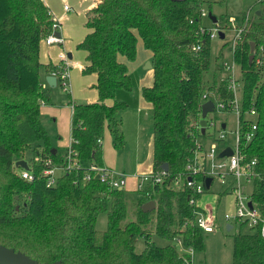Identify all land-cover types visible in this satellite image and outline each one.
I'll return each mask as SVG.
<instances>
[{
  "label": "trees",
  "instance_id": "obj_1",
  "mask_svg": "<svg viewBox=\"0 0 264 264\" xmlns=\"http://www.w3.org/2000/svg\"><path fill=\"white\" fill-rule=\"evenodd\" d=\"M213 1L98 0L87 13L90 33L78 50L87 55L83 75L97 76L99 100L71 103V147L83 168L47 188L44 177L34 182L22 179L16 164L26 162V157L33 161L40 151L60 163L67 153L52 145L41 116L43 105L50 102L42 72H60L59 65L45 66L40 60L41 44L56 19L44 0H0L1 246L41 264H193L177 245L157 246L154 236L181 240L194 254L205 252L204 233L190 204L194 193L185 183L176 186V179L186 171L195 138L204 137L202 129H195L203 119V96L225 103L233 98L223 65L219 59L214 64L209 32L202 33L204 5ZM246 16L245 30L230 50L241 69L243 110L254 108L258 114L255 138L245 152L248 160H258L264 176V19L256 15L246 21ZM139 38L153 54L154 83L143 89V97L153 106L154 172L167 164L169 176L163 185L146 189L149 197L134 192L135 199H130L126 189L112 190L98 179L86 182L84 177L88 165H104L99 141L106 128L114 147H124L120 115L128 104L119 95L131 93L133 82L120 58L137 59ZM255 195L264 214V178L256 183ZM150 201L156 208L145 212ZM105 212L108 229L97 230V220ZM249 231L233 237V264H264V238ZM140 239L146 241L142 252L137 251Z\"/></svg>",
  "mask_w": 264,
  "mask_h": 264
},
{
  "label": "built area",
  "instance_id": "obj_2",
  "mask_svg": "<svg viewBox=\"0 0 264 264\" xmlns=\"http://www.w3.org/2000/svg\"><path fill=\"white\" fill-rule=\"evenodd\" d=\"M259 3L264 4V0H258ZM66 12L71 11L69 5L64 6ZM202 17L208 19V14L205 10L202 11ZM251 14L248 13L246 21H249ZM206 26V25H205ZM61 26L56 20L53 25L52 33L44 39L43 43L46 45H63V39L60 35ZM237 34L233 40V45L241 38L245 25L236 29ZM209 32L210 39L213 41L221 37L220 30L202 28V33ZM57 34L60 36L58 37ZM195 52L200 50V47H194ZM233 63L225 62L223 64L224 72L227 73L226 78L229 80V90L233 93V98L225 102H214L215 109L213 113L216 114L217 119L208 120V126L203 138H195L196 145L192 151L186 166V171L180 174L176 179V186L186 184L188 188L193 191V196L190 197V204L196 208V225L203 233H213L219 222V213L222 206L225 204V197L233 195L231 203L232 210L225 215V220L228 223H239L247 225L249 229L259 232L264 238V214L261 211V203L255 195V185L262 181L263 174L258 171V160H248L245 152L246 146L253 141L257 131V111L252 108L245 112L242 103V77H239V66L234 60L233 51H231ZM60 72L53 73L52 76L57 78V84L61 85L64 92L69 93L70 86V69L71 62L66 54L61 55ZM204 104L209 102L207 95L203 96ZM203 104V105H204ZM233 113L237 117V129L231 132L234 142L227 145L228 138V122L223 118V114ZM208 115V116H209ZM246 116V117H245ZM247 121V122H246ZM225 125V127H223ZM197 131L202 129L201 124L196 125ZM248 126V129H247ZM251 127V128H250ZM195 130V135H196ZM216 134L215 144L206 149L202 140ZM196 137V136H195ZM101 144V141H99ZM223 148H220V147ZM228 148L232 150V156H225L221 158V153ZM27 169L17 168L19 176L27 182H34L38 177H44L47 188L56 187L59 180L66 174L77 173L83 166L82 163L72 147L67 149L64 160L60 163L56 162L50 155L40 151L33 161H28ZM88 173L84 180L91 182L94 179L100 180L102 184H106L112 190L127 189L129 185V177L127 174L117 172L106 166H98L94 164L88 165ZM169 171L161 169L154 170L148 174L141 175L137 178V185L135 192L140 193L143 198L149 197L146 189L149 186L163 185L169 176ZM202 178V179H199ZM212 178L213 182L210 189L206 187V180ZM216 179L220 180L221 190L213 192L212 187ZM79 181V180H77ZM76 181V183H77ZM223 197L221 198V195ZM212 195L215 199V204H208L206 196ZM252 204V206H250ZM233 228V227H232ZM178 243V248L182 249L188 256L193 259V250L184 248L181 240H175Z\"/></svg>",
  "mask_w": 264,
  "mask_h": 264
},
{
  "label": "rangeland",
  "instance_id": "obj_3",
  "mask_svg": "<svg viewBox=\"0 0 264 264\" xmlns=\"http://www.w3.org/2000/svg\"><path fill=\"white\" fill-rule=\"evenodd\" d=\"M53 9L57 11L58 9L62 11V1L61 0H48ZM204 10L208 14V19H205V25L210 29H218L220 33L225 35L224 39L221 37L213 40L212 45V57L215 60L219 59V63L227 62L229 64L233 63V57L231 54L230 47L232 46L233 40L237 34L238 28L243 25V16L250 13L251 18H254L258 12L263 13L264 19V4L259 3L258 0H214L211 3L204 5ZM213 15L218 19V24L214 25L209 21V15ZM72 30H75L72 27ZM224 54L222 55L223 46ZM138 49V48H137ZM151 51L147 50L144 46L140 48L138 52V57L135 61H128L126 64L129 73L132 77L133 91L127 94V98L123 101L128 104V108L124 115V145L126 150L123 156L119 159V167H127L126 172H130L129 168L135 170L139 164L143 163L149 165L151 163V150L149 147V137L151 129H153V110L151 105L143 97V89L150 88L149 85L154 82V75L151 69H147L148 63L151 59H148L151 55ZM82 59V58H81ZM80 59V60H81ZM148 59V60H147ZM147 60V61H146ZM239 77L241 76V69L238 70ZM152 87V86H151ZM80 85L76 83V90L79 91ZM124 94V93H122ZM50 99L53 102H58L59 100H65L68 94L64 92L61 85L54 87L50 92ZM79 102V101H78ZM142 110V113H138V109ZM223 118L228 122V138L227 145L234 142V138L231 132H235L237 129V117L233 113L223 114ZM138 119V121H137ZM45 124H50L45 122ZM49 128V127H48ZM216 134L211 135L208 138L202 140L203 145L206 149L212 147L215 144ZM147 141V143H140ZM129 142V143H128ZM220 148H223L222 146ZM147 162L145 163V160ZM26 161L30 162V157H26ZM122 169H118L119 172ZM125 171V170H123ZM131 187V186H130ZM220 180L216 179L212 187L213 192H219L221 190ZM128 189V187H127ZM130 199H135V194L130 192ZM206 202L208 204H215V199L212 195L206 196ZM233 201V195L225 197V204L219 213V222L216 230L213 233H204L206 250L205 252L195 253L193 256V264H233V249L234 240L233 237L240 233H248L249 227L247 225H241L239 223H228L225 220V215L232 210L231 203ZM131 208V205H130ZM231 225L233 228L228 230V226ZM96 229L100 231H105L108 229V212L102 213L96 223ZM153 242L157 246H166L169 244L178 245L177 241H166L160 239L156 236L153 237ZM146 248V241L140 239L137 244V251L142 252ZM181 253L184 251L180 248Z\"/></svg>",
  "mask_w": 264,
  "mask_h": 264
},
{
  "label": "crops",
  "instance_id": "obj_4",
  "mask_svg": "<svg viewBox=\"0 0 264 264\" xmlns=\"http://www.w3.org/2000/svg\"><path fill=\"white\" fill-rule=\"evenodd\" d=\"M62 2V11L61 9L55 11L48 0H44L46 5L52 11L55 19L60 23L61 30L60 35L63 39V45H46L45 43L41 44L40 49V60L43 65H54L57 66L61 63V55L66 54L68 59L71 62L70 69V92L67 93L68 97L65 100H59L58 102H53L50 99L48 104L43 105L41 110L42 122L46 127L52 145L59 149L60 152H64L72 145V117H73V107L71 103L79 104H91L96 103L99 100L98 91L95 89L97 84L96 75H83V69L86 66V53L78 50V45L81 44L90 31L86 28L87 22V13L91 11L94 7L97 6L98 0H61ZM69 5L71 7L70 12L64 10V6ZM262 13V12H260ZM263 16V13H262ZM210 21V19H209ZM211 22V21H210ZM205 24V20H204ZM72 27L75 30H72ZM144 46L141 38L138 40L137 50L139 52L140 48ZM224 50H222L223 57L225 56ZM138 57V55H137ZM153 54L151 53L148 59H151L152 63ZM82 58V59H81ZM81 59V60H80ZM147 59V60H148ZM218 59V58H216ZM214 60V64L216 63ZM146 60V61H147ZM120 61L124 64L129 63L128 60L124 57L120 58ZM226 62V61H225ZM225 62L221 63L223 65ZM220 64V63H219ZM152 70V69H151ZM153 71V70H152ZM154 75V72H153ZM51 76L45 71L42 72V83L46 90L51 92V89L54 87L49 86L47 78ZM227 73H223V77H226ZM76 83L80 85L79 91L76 90ZM154 83V82H153ZM58 86V84H57ZM56 86V87H57ZM153 86L152 82L149 87ZM71 94V96H69ZM51 96V95H50ZM127 94H120L119 100L123 101L126 99ZM79 101V102H78ZM110 105H113L114 102H108ZM150 104V103H149ZM153 110L152 104H150ZM127 110V109H126ZM126 110H124L120 117L122 120V132L124 134V115ZM138 113L141 114L142 110L139 108ZM47 121L48 124H45ZM138 121V119H137ZM49 127V128H48ZM150 136V137H149ZM149 137V147L151 150V163L146 166L141 163L138 167L134 169L129 168L130 172H126L127 167H119V159L123 156V153L126 150V146L120 150L116 149L113 144V138L108 128L105 130L104 139L102 140L103 146V162L104 166L114 171L122 169V173H125L129 177V185L127 191L134 193L137 185V178L141 175L148 174L154 170V134L153 129L148 135ZM129 143V142H128ZM140 143H147L146 140ZM147 159L145 160V163ZM125 170V171H123ZM131 186V187H130ZM231 207V206H229Z\"/></svg>",
  "mask_w": 264,
  "mask_h": 264
},
{
  "label": "water",
  "instance_id": "obj_5",
  "mask_svg": "<svg viewBox=\"0 0 264 264\" xmlns=\"http://www.w3.org/2000/svg\"><path fill=\"white\" fill-rule=\"evenodd\" d=\"M174 2H182L183 0H173ZM258 17L262 16V13L258 12L257 14ZM209 19L210 21L214 24L217 25L218 24V19L216 17H214L213 15H209ZM57 36L59 37L60 35L57 34ZM221 39L225 38V35L223 33H221ZM252 52H254V45H252ZM253 60V56H251L250 58V62ZM147 69H153V65L151 63H148L147 65ZM47 82L49 84V86L51 87H56L57 86V78L54 76H49L47 78ZM215 109V105L213 101H209L207 103H205L202 106V121H201V127H202V132L203 134H205L206 132V128L208 126V120L207 117L210 113H213ZM223 127H225V125H223ZM221 158L227 156H232V150L230 148H228L226 151L221 153ZM16 166L18 168H23V169H27L28 165L27 162L25 161H20L16 164ZM162 169H164L165 171H169V166L167 164H165ZM213 179L212 178H208L206 180V187L207 189H210L211 185H212ZM250 206H252V204H250ZM156 208V203L154 201H150L148 203H146L143 207L145 212H150L152 210H154ZM232 226L229 225L228 226V230H231ZM0 264H41L36 260L31 259L30 257L26 256L25 254L21 253V252H15L14 249H9L6 248L4 246L0 245ZM54 264H61V263H54Z\"/></svg>",
  "mask_w": 264,
  "mask_h": 264
}]
</instances>
